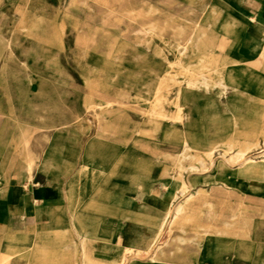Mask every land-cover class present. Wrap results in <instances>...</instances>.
<instances>
[{"label": "crops", "instance_id": "obj_1", "mask_svg": "<svg viewBox=\"0 0 264 264\" xmlns=\"http://www.w3.org/2000/svg\"><path fill=\"white\" fill-rule=\"evenodd\" d=\"M144 1L149 7L148 11L143 8L142 12L156 13V16L149 17L156 24H172L171 21L182 24V18L185 20L183 24H205L211 33L207 42L211 45L210 53L222 60L230 58L239 62L235 68L203 74L212 82H221L224 87L227 84L226 91L216 86L220 95H225L224 110L219 111L217 101L209 96L184 92L177 102L183 109V124L150 117L146 113L147 107L142 114L148 127L139 129V140L132 145V126L126 118L124 127L121 117L116 121L121 131L106 136L105 142L110 145L106 147L104 140L95 137V133L87 138L83 118L85 89H71L68 85L48 82L33 74L27 88L29 93L62 92L69 95L63 97L65 106L61 111L50 116L1 118L11 127H1L3 122L0 121V264H113L127 248L149 250L167 205L181 184L174 161L169 168L162 163L163 160L156 162L149 157L157 149L150 140L170 144L173 149L178 145V151L183 140L182 132H187L203 150L212 141V137L204 135L203 131L204 126L210 125L211 131L221 136L223 144L236 136L243 144L255 140L262 142L259 131L264 125V0H190L188 17H183L182 0ZM218 38L222 40L220 45ZM217 47L223 51L217 53ZM148 63L147 68L152 69L153 63ZM211 74L220 78L212 80L208 77ZM209 89L202 88L205 94ZM71 93H77L76 109L70 108V100L75 103V96ZM153 94L154 89L147 102H153ZM165 104L158 106L157 112L173 117L176 106L169 114L165 111ZM155 126H158L156 132L153 131ZM167 133L172 135L167 136ZM34 136L44 137L40 154L26 149ZM23 139L27 142L24 146L20 143ZM88 143L94 148H88ZM38 155L39 160L35 161ZM29 157L34 160L31 175L27 171ZM94 159L99 162L95 164ZM133 161L142 162L135 173ZM184 181L191 183V190L210 192L189 202L188 218L191 220H202V212L210 208L212 215H219L225 221V191L237 193L239 203L248 198L255 203L253 208L240 209L243 211L238 212L243 214L240 219L244 221L253 215L255 220L264 219L262 214L256 213L259 205L264 204L263 161L241 167L216 165L205 172L187 171L184 172ZM218 198H222L221 204H218ZM214 210L216 213L213 214ZM234 215L232 208L230 217L235 218ZM248 225L250 232L246 240L212 235L211 242L205 245L199 244L200 239L186 241L187 238L201 237L196 228L177 229L172 237L183 238L185 242H171L167 252L163 250L155 260L153 254H148L132 258L126 264H225L230 259L232 263L237 259L242 264H264V249H260L262 242L255 236L258 226ZM9 236L18 238L19 242L12 245L15 255L6 260L4 255L11 247L7 240ZM217 240L222 245L219 251ZM225 251L232 254L225 257ZM185 253L189 254L190 260L198 253H209L211 259L187 263L184 262ZM214 253L219 256L212 258Z\"/></svg>", "mask_w": 264, "mask_h": 264}, {"label": "rangeland", "instance_id": "obj_2", "mask_svg": "<svg viewBox=\"0 0 264 264\" xmlns=\"http://www.w3.org/2000/svg\"><path fill=\"white\" fill-rule=\"evenodd\" d=\"M182 1L183 17H188L190 0ZM147 3L144 0H0V121L1 118L7 116L44 118L46 115L50 116L55 112H60L65 106L62 103H65L63 97L69 94L41 92L34 95L28 92L29 80L35 73L48 82L65 84L75 90L78 88L85 89L86 100L83 118L86 123L88 139L96 130V108L94 104H98L99 99L95 96L94 99L91 98L89 103L92 105L90 108H87V99L90 95V89L95 87L99 91V87L96 84V86H92L87 79L95 78V76L98 77L99 82L100 78H107L115 82V87L111 89V92L120 94L126 92L125 94L128 95L127 106L123 111V119L121 120L124 127L126 118L128 124L132 126V145L135 140L140 139L135 130L148 127L143 122L144 115L142 112L148 107L145 100L151 97L153 89L159 83H162L161 93L165 96V100L167 99L164 106L165 111L169 114L174 111L176 94L180 88L183 89V92L192 93L199 97L209 96L210 99L217 101V109L222 112L225 95H220L216 86H211L209 92L205 94L200 87L187 89L183 84V87L178 86L175 81H172L173 72L177 69L168 68V64L180 56L178 48H176L177 40L172 35L171 30L166 31L162 36L144 33L146 24H156V21L149 19L151 16H156V13L142 12L143 8L148 11ZM131 8L135 11L140 10L139 14L134 13L133 16L125 14V11L127 13V10ZM117 9L124 10V12H116ZM182 21L185 22L184 18ZM171 23L170 26H191L183 23L174 24V21ZM80 35L82 37L84 35L85 39L82 45L79 43ZM221 41L218 38V45L221 44ZM221 49L217 47L215 51L220 53L223 51ZM146 61L153 63L152 69L144 68ZM94 63L97 65L98 72L93 70ZM208 77H211L212 80L220 78L219 75L213 74L208 75ZM44 87L46 86L44 85ZM70 95L75 96V103H73V99L70 100V108L76 109L77 93ZM1 122H3L1 127H11L4 124L5 119ZM21 127L25 126L21 125ZM156 138L159 139V135ZM31 139L28 141L26 149L40 154L45 143L44 137L42 139L40 136L38 138L34 136ZM219 140L221 141V139ZM219 140L217 139L215 143L222 145L223 143ZM150 141L153 145L156 144L157 149L155 154L149 157L156 162L163 160L162 163L171 167V163L177 157V149H173L170 144L157 142L156 139ZM211 143L214 144V141L212 140ZM22 149L24 148L22 147ZM164 156L167 158L163 159ZM38 160L39 155L35 161ZM238 199L237 193L228 194V191H225L226 222L232 223L242 220L239 217H230L232 208L238 206ZM221 201L222 198L217 199L218 204H221ZM242 202L244 204L253 202V200L248 198ZM254 204L251 203L250 206H254ZM256 213L262 214L261 218H264V204L258 207ZM253 216L244 221L250 225L258 226L255 236L259 238V242H262L260 244L262 250L264 249V219L255 220ZM249 232L241 230L237 233L238 235L230 236L236 241H243L249 238ZM226 249H228L227 246ZM225 252V257L232 254ZM249 256L251 257V255ZM231 260L225 264H242L237 259L233 263Z\"/></svg>", "mask_w": 264, "mask_h": 264}, {"label": "bare ground", "instance_id": "obj_3", "mask_svg": "<svg viewBox=\"0 0 264 264\" xmlns=\"http://www.w3.org/2000/svg\"><path fill=\"white\" fill-rule=\"evenodd\" d=\"M88 2H90V1H88ZM70 6H72V5H70ZM83 7H85V6H83ZM90 10H92V9H90ZM139 11H135L134 9L131 8V9L127 10V13L125 11V14H127L129 16L130 15L133 16L134 13H136V15H138ZM116 12L122 13V12H124V10H118L117 9ZM163 22H164V20H163ZM85 24H87V23H85ZM146 25L147 26L144 29V33L146 32V33H151V34L156 35V36H162L166 31L171 30L172 35L176 38V40H177V47L176 48H178L180 56L178 58H176L174 61L169 62L168 68H172V69L176 68L177 69L176 71L173 72V78H171V79H173L172 81H175V83L178 86H182V84H183V86H185L187 89L200 87V88H204L206 90L209 89L211 86H220V87H222L221 88L222 91H224V90L226 91L227 84H225V87H224V84H222L221 82H212L211 80H208V78L204 77L203 74H206L207 72H217L218 70H221V69L226 70V69L235 68L239 65V62L235 59H230V58H225V60H222L217 55L210 53L211 45L207 44V42L211 36V33L209 32V30L207 29L205 24H190L191 26H187V25L170 26V24H146ZM83 41H85L84 35H83V37L80 35L79 36L80 45H82L84 43ZM117 47H120V46L117 45ZM117 49H119V48H117ZM262 54L264 55V48L262 50ZM262 61H263V59H262ZM148 64H149L148 61H146V63L144 64V68H147ZM97 69H98L97 65L94 63L93 70L97 71ZM178 69H180L181 71ZM87 81L92 86L96 84L99 87V91L95 87L90 89V95L89 96L87 95L88 96V99H87L88 100V104H87L88 107L87 108H90V105H92L91 103H89L91 101V98H93L95 96L99 99V103L94 104V106L96 108V117L95 118H96V123H97L96 130H95V137H97L99 139H103L104 143L106 144L105 138L108 134H111L114 131H117L118 133L121 131V126L119 124H116V121L122 117L123 111H124L125 107L127 106L128 95L125 94L126 92L123 94H120L117 92H111V89L112 88L114 89V87H115V83L113 81L108 80L107 78L106 79L100 78V82H99L98 77L95 76V78L94 77L89 78V79H87ZM167 81H168V79H167ZM129 82H131V81H129ZM164 84H166V83H164ZM185 87H184V89H185ZM162 89H163L162 83H159L154 88L153 102L149 103V102H147V100H145L148 103V108H149V110L146 113L149 114L150 117L154 116L155 118H158L160 121L170 120L172 122H176L177 124H183V121H184L183 109L181 106H179L177 104V102L179 101L180 94L184 93L182 91L183 89L180 88L176 94V102L174 103V105L176 106L177 110H176V113L174 114L173 117H170L166 113L157 112L156 108L158 106H160L161 104L165 103L167 100V99L165 100V97L161 93ZM93 112H94V110H93ZM142 113H144V112H142ZM190 125H191V123H190ZM211 130L212 129H211L210 125L204 126V130H203L204 135H206L208 137H212L214 144L210 142V144L206 148H204L203 150H200L199 146L193 141V137H190L191 135L189 133L182 132L183 140H182L180 149L177 151V157L174 159V163L177 165V168L179 170L177 172H179L178 178L181 181V184L179 186V189L174 194L172 200L167 205L166 214H165L164 218L162 219V221L159 225V230L157 232V236L153 239L149 250L127 248L125 251V254L123 256H121L119 259H117V261L113 264H126L132 258H135V259L141 258V257L147 256L148 254H153L152 259L155 260L156 257L158 256V254L162 253L163 250L165 252H167V248L172 244L171 242H174V241H177L179 243L185 242V239H183V238H178L177 236H176L177 238L172 237V234L177 229H183V228H187V227L196 228L198 230V233L201 235V237L197 238L195 236L193 238H187L186 241L194 242L195 240L200 239V240H202L199 243L201 245L202 244H204V245L209 244L212 240V235L213 236L214 235L230 236V235H236L237 233L241 232V230L249 231L250 226L248 225L247 221L239 220L237 222H232V223L223 221V220H221L219 215H212L210 208L207 211L202 212V214H201L203 217L202 220H195V219L191 220L188 218V213L190 212V208H191L189 202L196 199L197 197L198 198L199 197H205V196H207L208 193L210 194V192L207 190H204V189L191 190L190 189L191 183H188L190 180L188 182H186L187 180L184 181V172H187V171H189V172H200V171L205 172V171L210 170L211 168H213L216 165H223V164L228 165V166H240L241 167L244 165L255 164L258 161L264 162V149L259 150L260 147L264 146V125L262 126L261 130L259 131V135L261 137H263V140L261 143L258 140L247 142L245 144L239 143V139L236 136L235 138H232V139L230 138L227 142H225V144H222V145L216 144L215 143L216 140L217 139L219 140L222 138H221V136H218L215 133H213ZM135 131L138 135H141L140 130L136 129ZM153 131L154 132L158 131V126H155L153 128ZM21 135H23V132ZM170 135H172V133H167V136H170ZM220 142L222 143V140ZM20 143H22V145L24 146L27 142L25 139H23ZM176 144H178V143H176ZM109 146L110 145L107 146V144H106V147H109ZM1 148H2V145H1L0 149ZM88 148H94V146L89 144ZM177 148H178V145H176V149ZM261 151H263V152H261ZM93 161L95 162V164H97L99 162V160H96V159H94ZM102 163H104V161ZM141 165H142V162L133 161V172L135 173L136 170L140 169ZM33 166H34V160L29 157V160L27 161V171H28L29 175H31ZM235 170H237V169H235ZM215 173H216V171H215ZM163 179H166V178H163ZM198 182H200V181H198ZM213 183H215V182H213ZM236 183H237V181H236ZM224 199H225V197H224ZM251 203L254 204V202H248V203H244V204H243V202L238 203V206L237 207L235 206L236 208H233V211L235 212L234 216L241 218V216L243 214L240 215L239 213L243 212V211H241L240 209L244 208V210H245L246 208H249V207L253 208L254 206H250ZM212 212L214 214L215 210ZM231 212H232V210H231ZM211 217H213L212 220L210 219ZM7 240L9 241V244L11 245V247H10L9 251L4 255V258L6 260L12 258L15 255V252L13 251L12 245L15 242H17V243L19 242V239L15 238L14 236L7 237ZM141 240L143 241L144 239H141ZM23 241H25V240H22V242ZM131 242H133V241H131ZM217 242L218 243L216 244V248L218 250V248L222 245L218 240H217ZM228 243L230 244V242H228ZM226 245H228V244H226ZM184 255H185V261L184 262H187V263L191 262V261L203 262L205 260L211 259L209 253L195 254V256L194 255L191 256V260L189 259L190 256L188 253H185ZM20 256L22 257V255H20ZM218 256H219L218 253H214L211 255L212 258H217ZM22 260H24V259H22Z\"/></svg>", "mask_w": 264, "mask_h": 264}]
</instances>
